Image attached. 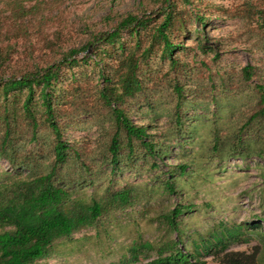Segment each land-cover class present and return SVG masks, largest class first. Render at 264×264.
I'll list each match as a JSON object with an SVG mask.
<instances>
[{"label": "rangeland", "instance_id": "rangeland-1", "mask_svg": "<svg viewBox=\"0 0 264 264\" xmlns=\"http://www.w3.org/2000/svg\"><path fill=\"white\" fill-rule=\"evenodd\" d=\"M172 2L175 30L170 34V39L183 47L175 57L178 67L183 65L185 68L178 72L177 77H181L187 89L198 91L196 97L203 108L198 107L201 109L195 113L190 111L188 115H206L215 110L213 97L218 100L219 113L216 117L209 114V119H213L211 122L199 119L185 122L188 135L180 141L186 143L183 148L177 145V139L171 132L172 121L169 120L171 108L165 96L177 72L171 70L169 62L162 58V51L154 48L147 64L141 66V78L152 100L162 98L156 101L151 112L142 103L144 106L141 109L132 108L130 114L138 124L151 123L158 131H169L173 149L164 164L160 163L163 170L179 164L183 159L178 158V153L186 149L183 155L189 156L187 161L191 160V165L187 175L178 180L180 194L155 192L145 204L123 211L112 209L92 226L80 230L69 239L56 242L49 257L37 264H132L126 261L134 242L148 241L160 246L177 239L178 234L165 226L162 215L182 203L194 206L189 214L182 217L184 225L181 231L185 237L180 247L185 252H192L193 255L200 252L193 257L207 264H218L227 252L244 253L246 256L257 253L256 263L264 264V227L256 231L245 226L247 223H260L263 217L264 163L256 158H230L217 163L207 146L214 121L220 129L228 130L235 125L240 113L246 114L253 107L252 90L240 85L238 79L241 69L248 65L264 67V33L260 13L264 12V0ZM161 7L160 0H0V75L8 79L58 62L72 49L82 48L94 35L111 31L130 14L138 17L148 15L151 20L146 28L151 32L163 20ZM195 14L207 18L205 31L208 43L217 49V53L200 46L203 41L198 32H201L202 26L194 19ZM133 40L125 39L131 48L135 47ZM150 45L151 34L142 36L139 53ZM97 55V61L91 57L83 62L81 59L85 55L81 52L76 56L78 61L81 60L79 65L64 71L57 85L58 107L72 112L74 103L82 102L88 108L100 110L97 94L103 83L99 77L100 69L114 81L113 69L120 52L117 44L106 45L97 51ZM217 72L231 76L226 90L217 84L215 89L212 88L210 77L216 79ZM92 113L76 119V130L67 131L65 138L70 142L85 144L89 150H97L102 141L100 125L107 122H102L104 111H100L97 120ZM7 169L8 164L0 161V176ZM142 171L124 172L119 178L126 177L122 182L127 180L131 184L147 179L157 191L159 183L152 182L155 174ZM103 179L100 192L86 187L78 190L73 198L89 202L91 197H102L108 187L114 190L116 185L112 187L109 184L107 175ZM224 230L239 231V239L233 241L226 252L207 253L205 250L224 238L221 234ZM182 236L183 233H180ZM156 256L155 250L145 252L136 264Z\"/></svg>", "mask_w": 264, "mask_h": 264}, {"label": "trees", "instance_id": "trees-1", "mask_svg": "<svg viewBox=\"0 0 264 264\" xmlns=\"http://www.w3.org/2000/svg\"><path fill=\"white\" fill-rule=\"evenodd\" d=\"M160 2L163 20L151 32L146 28L151 20L148 15L138 17L130 14L114 29L94 35L82 48L72 49L58 62L8 79L0 75V161L8 164V169L0 176V264H37L49 257L56 242L69 239L92 226L112 209L123 211L145 204L155 192L180 194L178 180L187 175L191 165V160L187 161L189 156L183 155L186 149L178 153V158L183 159L179 164L163 170L160 163L164 164L173 149L169 131H158L151 123L138 124L131 118L132 108L139 110L146 105L147 111L151 112L156 101L162 98L152 100L146 93L141 66L147 64L154 48H158L162 51V58L169 62L170 69L177 72L165 96L171 108L172 136L182 148L186 141H181L188 135L184 123L197 119L211 122L213 119L208 116H217L219 104L213 97L215 110L206 115H188L202 107L196 97L198 91L187 89L181 77H177L178 72L185 68L182 65L179 69L175 57L183 47L170 39L175 30L174 4L172 0ZM260 13L264 33V12ZM193 17L202 26L198 32L203 41L200 46L217 53V49L208 43L205 31L207 18L199 14ZM148 34H151V45L139 53V41ZM124 37L134 39L135 47L131 48ZM116 44L120 55L113 69L114 81L104 70L99 72L103 82L97 91L100 110L88 108L82 102L74 103L72 112L58 107L57 85L64 71L79 65L81 60L87 62L95 57L97 61V51L106 45ZM81 52L85 56L78 61L76 56ZM215 78L210 77L213 89L216 84L222 90L229 87L231 76L228 73L217 72ZM238 81L252 90L253 107L246 114L240 113L235 125L228 130L220 129L214 121L208 150L211 157L218 160L217 163L230 158H256L264 163V67L248 65L242 68ZM100 111L105 112L102 122L107 124L100 125L102 141L97 150H89L85 144L65 138L67 131L76 130V119L92 113L97 120ZM142 170L155 174L152 182L159 183L157 191L147 179L131 184L127 180L122 182L126 177L119 178L124 172L141 173ZM104 175L112 187L116 185L114 190L108 187L102 197H91L89 202L73 198L78 190L86 187L100 192ZM193 207L191 203L177 204L162 215L165 226L178 234L176 240L160 246L148 241L134 242L126 263H139L143 253L155 250L156 258L140 264H207L193 257L200 252L193 255L180 247L185 237L181 231L184 225L182 217ZM262 215L260 223H247L245 226L251 230H262L264 209ZM180 233H183L182 237ZM221 234L224 238L205 250L207 253L226 252L229 245L239 239V231L224 230ZM255 256L257 253L246 256L244 253L227 252L218 264H257Z\"/></svg>", "mask_w": 264, "mask_h": 264}]
</instances>
